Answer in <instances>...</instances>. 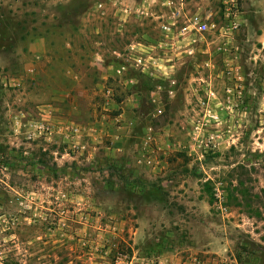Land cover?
Returning a JSON list of instances; mask_svg holds the SVG:
<instances>
[{"label":"rangeland","instance_id":"obj_1","mask_svg":"<svg viewBox=\"0 0 264 264\" xmlns=\"http://www.w3.org/2000/svg\"><path fill=\"white\" fill-rule=\"evenodd\" d=\"M181 3L190 14L214 11L207 0H0V264H264V0H238L231 44L241 96L226 106L217 85L224 42L214 31L177 37L171 13ZM27 36L46 38L51 75L67 67L74 84L47 90L41 69L20 68ZM143 50L159 59L161 72L129 70L120 77L146 94L132 113L128 129L136 137L128 146L161 148L159 135L173 132L162 140L173 151L160 156L168 167L142 183L134 172L109 166V177L84 174L88 179L71 185L51 184L52 171L44 175L33 164L50 165L55 157L42 158L40 150L73 149L83 134L71 140L67 126L61 134L57 125L49 126L50 135L32 131L31 106L46 93L69 103L93 99L101 105L93 108L96 120H110L120 99L131 95L110 68L130 65ZM167 66L173 70L164 72ZM209 82L222 102L216 118H204L196 106ZM81 109L91 119L89 108ZM11 111L29 116L15 121ZM79 195L92 201L73 200ZM5 219L18 225L2 232Z\"/></svg>","mask_w":264,"mask_h":264},{"label":"crops","instance_id":"obj_2","mask_svg":"<svg viewBox=\"0 0 264 264\" xmlns=\"http://www.w3.org/2000/svg\"><path fill=\"white\" fill-rule=\"evenodd\" d=\"M24 43H26V45L24 47L25 49L21 51V56L26 57V60L19 66L20 68H23L25 70L29 68H35L37 70L41 69V72L44 75L43 79L45 80V77L48 78H46V83L48 86L42 83L45 89L53 91L57 88H66V85H64L65 82H72V78L70 77L71 70L67 69V67L63 68L64 73L58 71L57 76L51 75L54 67L52 65V67L50 68L49 64L51 62L50 58L52 59V57L54 56L52 55L51 50L45 49L47 40L44 36H27L24 40ZM9 53L10 58L12 56H17L16 54H14L15 52ZM34 58H40L41 61L34 62ZM57 59H59V57ZM0 65L2 66V63H0ZM59 65L61 64L58 63V66ZM13 66L17 67V64ZM165 69L167 71L164 72H171L173 70V67L167 66L165 67ZM113 72L114 68H110L109 74H112ZM124 78H119L120 80L117 84L121 88L123 87V90H126V92H129L131 95L128 97L125 96L124 99H120L119 104L116 105L118 106L116 109L117 112L111 115L110 120L109 116L101 117L102 120L100 121L96 120L97 110L93 108H100L101 105L100 103H95L93 99L78 101L77 99L72 97L69 103L63 101V99L60 98L51 99L49 94L46 93V95L44 96L47 97L42 99L41 103H35L33 104V106H31L32 115L30 116V118H28L31 121L28 122V124L33 123L32 127L30 128L31 130L32 128H35L33 130L37 132L36 129L38 130V127L40 125L48 124L49 126L57 125L58 133L61 134L63 133L61 132V130H63L62 127L64 126L77 127L80 131H82L83 134V137L82 139H80V141L79 138L75 139L74 146L76 147H73V149L71 146H67L63 148V151L61 152L49 151L46 149L40 150L43 155L47 156L50 154L55 157L54 162L50 165L46 163V167L44 168L43 166L39 165L38 161L33 164L35 168L41 169L44 175L48 174V171H52V173L50 174L51 176H53L51 184H54L56 186H60L61 184L71 185L72 181L78 179L77 177H80L81 181L88 179L86 178V176H84V174H87L89 176L107 174V176L109 177V166H114L122 169L124 168L125 170L134 172V178L140 180V182L142 183V181L147 182L145 180H150V178H152L155 173H158L168 167L165 160H160V156H167L169 152L173 151L170 149V146H167L166 142L162 140L163 137L173 136V132L170 135H167L166 133H168L169 130L166 129L165 132H162V136L159 135L158 138L160 142L159 144L162 145L161 148L149 147L145 150H140L131 149L128 146L134 143L133 141L136 137L135 133L128 129V126H133L132 117L134 114L132 113L138 107H140V104L143 102V98L146 94L145 92L142 93L140 91L134 92L136 83H133V79L131 78ZM221 78L222 77L217 74V81L219 80L217 85L224 84L223 80L220 81ZM78 86L79 85H77L76 87ZM157 89H160V87ZM170 94L171 97L169 98H173V96L175 95L174 90H172ZM53 95H56V93H54ZM154 100H156V98H154ZM157 100L159 99L157 98ZM60 102L63 103L64 107H62ZM188 102L189 100L187 98H184L183 107H186V104H188ZM56 104H58V106L61 105L62 108H59ZM82 107L89 108V110L91 111V119H83L84 115L83 110L81 109ZM113 107H115V105ZM165 107H168V105H165ZM29 109L30 108H28V112L30 111ZM126 109L129 110L126 111ZM220 112L221 111H219V113ZM22 114L26 115L28 113L21 111L17 114V111H11L10 117L13 120L17 121L19 117L22 116ZM58 114L62 117L57 118L56 115L58 116ZM126 120L129 121L127 122ZM173 140L174 139H172L171 141ZM160 149H162V151H160ZM46 185L48 186L49 184ZM57 196L58 195H56V197ZM73 200L79 202L92 201L91 198H83L80 195L73 196ZM21 225L18 228V231H20V233L22 229H26L25 223L22 226Z\"/></svg>","mask_w":264,"mask_h":264},{"label":"built area","instance_id":"obj_3","mask_svg":"<svg viewBox=\"0 0 264 264\" xmlns=\"http://www.w3.org/2000/svg\"><path fill=\"white\" fill-rule=\"evenodd\" d=\"M214 8L213 12H196L194 14L186 13L184 11V4H179L178 8L174 7L171 13L172 22L170 27L176 29V36L183 39H189L191 36L204 37L211 31H214L217 35V39H222L223 46L218 49V52L223 57L222 59V76H223V96L225 106L239 102L241 96V78L238 72V56L235 53L236 49L232 46L233 33L238 31L239 27V15L237 13L238 0H207ZM172 4V3H171ZM125 12H129L125 10ZM178 25L179 28H177ZM163 30L166 27H162ZM233 51V52H232ZM233 55V57H230ZM111 56L119 58L120 54L112 52ZM130 65L119 64L114 67V74L120 78L126 74L129 70H137L142 73L149 72H161L157 62L159 61L150 56V51L143 50L134 56ZM171 68V67H170ZM171 86H174V81H170ZM159 90V89H158ZM203 96L197 99V108L201 111L204 118H216L212 113H216V110L222 106L220 102L219 94L216 92L215 86L212 82H209L204 88ZM152 104L156 105L155 114H161V107L157 104V101L152 100ZM38 131L41 134H51L52 130L49 129V125H40ZM67 138L73 140L75 137L81 134V131L77 127H66L64 129ZM145 144H148L145 142ZM1 219H4L1 217ZM0 219V220H1ZM2 232H7L14 229L18 224L14 219H5L2 221ZM42 264H51L49 260H45Z\"/></svg>","mask_w":264,"mask_h":264},{"label":"trees","instance_id":"obj_4","mask_svg":"<svg viewBox=\"0 0 264 264\" xmlns=\"http://www.w3.org/2000/svg\"><path fill=\"white\" fill-rule=\"evenodd\" d=\"M45 156H46V155H43V154H42V157H43V158H44ZM38 163H39V165L43 166V168L46 167V166H45L46 163H44V160H39Z\"/></svg>","mask_w":264,"mask_h":264}]
</instances>
